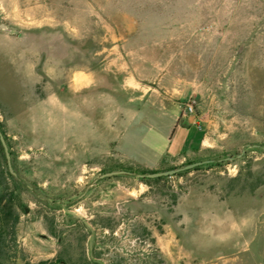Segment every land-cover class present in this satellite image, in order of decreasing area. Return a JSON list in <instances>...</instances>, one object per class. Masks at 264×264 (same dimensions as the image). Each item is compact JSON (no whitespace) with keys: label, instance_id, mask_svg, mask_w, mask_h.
I'll return each mask as SVG.
<instances>
[{"label":"rangeland","instance_id":"1","mask_svg":"<svg viewBox=\"0 0 264 264\" xmlns=\"http://www.w3.org/2000/svg\"><path fill=\"white\" fill-rule=\"evenodd\" d=\"M57 101L88 158L63 174ZM0 124L6 264H264V0H0Z\"/></svg>","mask_w":264,"mask_h":264},{"label":"crops","instance_id":"2","mask_svg":"<svg viewBox=\"0 0 264 264\" xmlns=\"http://www.w3.org/2000/svg\"><path fill=\"white\" fill-rule=\"evenodd\" d=\"M68 89L70 90L71 88L72 89H75V90H80L81 87L83 86H75V87H71V86H67ZM53 109L61 116V123H63V126H64V135L67 136L66 138H68L67 140L65 139L64 140V143L61 144V145H58L60 146L59 148H56V149H61L62 152H63V161L60 160L58 163L60 165V169H59V172L58 174H63L64 172H67V170L69 169H72V168H76V167H79L81 165H83L87 160L88 158L85 157V145H86V138H82L80 139L79 137V140L78 141H75L77 143H75V148L72 149V148H67L69 145H68V141L71 140V138L73 137L72 136V133H70V131L67 133L68 131V128L69 126H71V121H72V118L75 116L76 112L74 111V109H72V105L70 103H66L65 101H62V102H56V105H53ZM75 113V114H74ZM179 117H176L175 120L178 121ZM18 125L19 126V131L20 132V124L16 123L15 121H12V125ZM68 127V128H67ZM71 130V129H70ZM201 130V129H200ZM66 131V132H65ZM21 133V132H20ZM203 133V131H202ZM21 138L24 139V147L28 148V149H37V148H43V147H46L49 151H54L52 150V148L44 145V144H39V146H34L32 143L28 142L26 139H25V133H23V136L22 134H19ZM16 138V137H15ZM17 139V138H16ZM168 143H170L171 139H168V137H166V139ZM63 145V146H62ZM170 145V144H169ZM78 146V148H76ZM198 148L196 149H202L204 147L207 146V139H206V136L204 135L203 133V136L200 140V142L197 144ZM54 148V149H55ZM76 149H78L76 151ZM194 149V150H196ZM149 150V149H148ZM151 150V149H150ZM154 149H152L153 151ZM158 151V150H157ZM156 151V152H157ZM159 152V151H158ZM163 154H167L165 151L162 152ZM20 158H23L22 156ZM29 158V156H28ZM128 160H132L133 158L131 157H128L127 158ZM61 163H65L66 164V167L65 166H62ZM30 165H32V163H30ZM72 167V168H71ZM51 168V167H50ZM51 170H53L51 168ZM47 170H44L43 167H32V168H27V170H24L23 175L24 176H28L30 178H33V179H37V180H42L44 179L45 177H47V182H45L44 185L48 184V186H50V184H52V182H54V180H56V176H55V173H52L51 172H47ZM144 190L143 186H139L138 187V191L139 192H142Z\"/></svg>","mask_w":264,"mask_h":264},{"label":"trees","instance_id":"3","mask_svg":"<svg viewBox=\"0 0 264 264\" xmlns=\"http://www.w3.org/2000/svg\"><path fill=\"white\" fill-rule=\"evenodd\" d=\"M5 139L7 141L6 137ZM7 144H8V147H10L9 143ZM10 154L13 157L11 150H10ZM174 169H177V168H174ZM122 170H126V169H122ZM192 170L197 171L199 170V167L192 169ZM127 171L131 172L130 170H127ZM184 172H191V170L184 171ZM0 175L5 180H8V179L14 180L13 176L8 171L6 157H5L4 149L1 143H0ZM162 178H157L154 180L160 181ZM146 179L147 178L142 179V180H146ZM1 189H2V185H0V190ZM16 195H17L16 190L11 189L9 186H5V188L2 191H0V264H6V262L4 261V249L6 248V244L8 240L10 238L15 237V230L19 223V215L17 212V205H16ZM39 264H45V263L41 262Z\"/></svg>","mask_w":264,"mask_h":264},{"label":"water","instance_id":"4","mask_svg":"<svg viewBox=\"0 0 264 264\" xmlns=\"http://www.w3.org/2000/svg\"><path fill=\"white\" fill-rule=\"evenodd\" d=\"M0 143L4 149L8 171L11 175L16 176V172H15L13 165H12V157H11L5 136L2 132L1 126H0ZM211 162H212L211 160L199 161V162L188 164L184 167L177 168V169H172V170H167V171H162V172H154V173H149V174H138V175H136V177L141 178V179H145V178L157 179V178H162V177H171V176H174L180 172L192 170V169H195L197 167H200L202 165H205V164H208ZM118 175H132V173L127 171V170L112 171V172H108V173L103 174L101 176V178L105 179V178H110V177L118 176Z\"/></svg>","mask_w":264,"mask_h":264},{"label":"built area","instance_id":"5","mask_svg":"<svg viewBox=\"0 0 264 264\" xmlns=\"http://www.w3.org/2000/svg\"><path fill=\"white\" fill-rule=\"evenodd\" d=\"M193 112H194V106H193V104L187 105L186 106V109H185V116L190 115Z\"/></svg>","mask_w":264,"mask_h":264}]
</instances>
